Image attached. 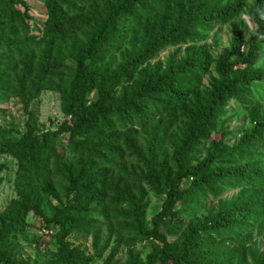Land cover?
<instances>
[{"label":"trees","instance_id":"16d2710c","mask_svg":"<svg viewBox=\"0 0 264 264\" xmlns=\"http://www.w3.org/2000/svg\"><path fill=\"white\" fill-rule=\"evenodd\" d=\"M42 1L48 20L38 39L28 37L31 6L0 0V97L20 99L27 115L23 134L0 126V155L13 156L19 167L17 199L0 215V264H16L10 245L31 213L59 226L58 264H92L96 258L70 238L101 225L79 219L108 220L110 213L153 238L146 261L131 257L128 264H233L230 252L246 248L264 219V68L258 67L264 0L252 6L247 0ZM243 14L256 29L247 37L234 27L231 48L218 58L194 49L181 62L152 65L162 51L201 42L214 26ZM45 91L61 95L66 119L40 134L31 105ZM232 106L248 121L240 135L225 126ZM141 133L149 134L146 150ZM231 134L235 143L226 141ZM147 186L165 196L151 227ZM238 187L246 188L239 199L193 219L204 199ZM47 198L55 204L51 213ZM116 254L104 264H117ZM252 261L264 264V252ZM246 263L247 252L239 264Z\"/></svg>","mask_w":264,"mask_h":264},{"label":"rangeland","instance_id":"374dc122","mask_svg":"<svg viewBox=\"0 0 264 264\" xmlns=\"http://www.w3.org/2000/svg\"><path fill=\"white\" fill-rule=\"evenodd\" d=\"M31 6V33L28 37L43 38L42 30L44 24L48 20V11L42 0H25ZM260 0H247L248 6L259 3ZM226 2V0L224 1ZM23 11V10H22ZM239 27L247 37L256 29L255 24L247 14L234 19L228 25L214 26L208 32L206 38L198 43H186L176 48H169L162 51L151 63L153 66L161 63L163 67L169 65L171 59L181 62L189 56L192 50L205 49L213 58H218L220 54L231 48L233 39V29ZM24 37V36H23ZM258 67L264 68V55L259 61ZM205 84H210L212 74L207 75ZM97 95L91 96L96 99ZM31 109L37 115V130L42 134L48 130H56L66 119L61 110V95L54 91H45L41 97L33 101ZM245 113L238 107H231V112L226 116L225 126L228 130L236 135H240L239 130L248 128V121L244 120ZM27 115L24 111L23 102L17 98L6 96L0 97V126L7 130H12L13 135L23 134L26 132ZM219 133H214L210 141L217 139ZM147 133H141L139 144L143 150L148 147ZM66 141V140H65ZM210 141L207 146L210 145ZM229 143H235L236 138L231 134L226 138ZM171 152L169 145H166ZM66 156H71L70 152H66L65 148L60 149ZM201 158L205 157L204 149L199 150ZM137 160L133 159L128 166L136 164ZM196 165V164H194ZM65 172V171H64ZM19 167L17 159L9 154L0 155V215L6 211L13 200L17 199V183H18ZM53 178L55 188L57 189L61 183L63 172H55ZM148 196L146 199L147 210L145 223L148 227L152 226L154 216L161 210L165 196L153 192L148 186ZM260 188V187H259ZM242 187L227 189L218 198L210 195L202 201L201 209L193 216L195 220H201L212 212L214 215L220 210L221 203L233 201L240 198L243 191ZM261 189V188H260ZM264 193V190H262ZM61 197L65 201L64 194L60 191ZM246 196V195H245ZM55 204L47 198L44 206L50 212ZM51 213V212H50ZM92 220L101 223L96 232L75 233L71 236L70 242L75 247L80 248L87 256L95 257L92 264H104L113 250H117L114 261L117 264H128L131 257H139L146 261L147 256L152 252L153 238H147L145 235L133 229V221L123 219L114 213H110L108 220L103 219L99 215H90L85 219H79L82 224H88ZM27 225L24 230L19 231L15 235V241L10 245L13 261L16 264H58L56 254L58 252V232L59 226L47 225L40 217L31 213L28 217ZM249 239L246 241V248L238 249L235 253L229 255V259L233 264H239L243 254L247 252V263L253 264L252 256L264 252V219L255 224L253 230L249 233ZM247 235L241 237L244 240ZM236 242L227 245L225 252L231 251L232 246L235 247ZM235 250V249H234ZM245 251V252H244ZM244 252V253H243Z\"/></svg>","mask_w":264,"mask_h":264}]
</instances>
